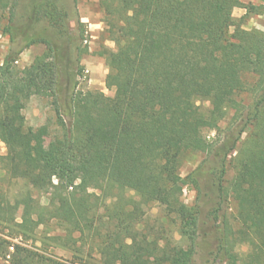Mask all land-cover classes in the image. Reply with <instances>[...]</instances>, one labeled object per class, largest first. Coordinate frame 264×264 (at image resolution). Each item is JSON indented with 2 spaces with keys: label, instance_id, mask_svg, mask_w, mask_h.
Masks as SVG:
<instances>
[{
  "label": "trees",
  "instance_id": "trees-1",
  "mask_svg": "<svg viewBox=\"0 0 264 264\" xmlns=\"http://www.w3.org/2000/svg\"><path fill=\"white\" fill-rule=\"evenodd\" d=\"M19 1L0 0V34L13 46L0 65V172L23 181L26 196L36 191L49 199L46 207L29 206L34 219L18 223L0 186V264H146L151 254L152 264H194L201 232L211 236L214 262L234 260L236 247L245 244L254 264H264V32L242 28L249 15H264V3L98 0L107 40L115 46L102 53L105 87L113 96L87 92L61 102L60 79L76 86L67 60L82 38L81 26L72 32L60 0H33L27 15L19 14ZM233 8L245 11L238 21ZM38 24L45 28L35 30ZM34 45L45 52L16 69L15 58ZM75 50L78 62L85 50ZM195 93L208 102L207 110L196 104ZM243 94L252 97L247 107L236 100ZM32 97L52 100L60 128L39 151L33 141L45 137L46 128L34 132L22 114ZM230 110L233 122L223 140L207 142L203 131H219ZM188 151L206 155L187 176L199 197L213 195L206 225L198 207L181 201L179 169ZM233 154L235 172L226 182ZM77 181L93 192L79 193ZM129 192L161 206L189 248L161 246L136 230ZM50 223L64 235L46 239L71 250L73 261L26 246L29 235Z\"/></svg>",
  "mask_w": 264,
  "mask_h": 264
},
{
  "label": "rangeland",
  "instance_id": "rangeland-1",
  "mask_svg": "<svg viewBox=\"0 0 264 264\" xmlns=\"http://www.w3.org/2000/svg\"><path fill=\"white\" fill-rule=\"evenodd\" d=\"M61 5L67 10L69 14V26L74 34H78L79 25L83 31L82 38L74 43L69 50L67 64L73 76L75 75L76 86L74 90L71 89L73 84L70 78L63 76L60 79L61 94L60 101L63 102L67 97L73 94L76 98L87 92H101L107 97L113 96V90H108L105 87V76L108 73L105 60L102 53L105 50L115 51L114 44L107 40L105 34V26L102 22V13L100 11L98 0H60ZM33 0H20L18 12L22 15H27L32 5ZM264 0H247L245 4L260 5ZM245 11L240 8H233L231 10V17L238 21L244 15ZM45 28L44 24H38L35 30H42ZM242 28L245 30H258L264 32V15H249L245 18ZM232 29H230V32ZM76 46L79 50H85L81 54L77 62ZM13 46L9 43L8 37L0 34V65L3 58L8 54ZM45 52L43 45H34L25 48L13 62V66L21 70L28 67L37 56ZM196 104L205 111L209 108L208 102L203 98L201 93H195ZM241 106L247 107L252 102V97L249 94H243L236 98ZM27 127H30L34 132L40 128H46L47 135L45 137L36 136L33 144L37 151L45 148L50 140L54 139L60 134L58 127L57 114L55 107L50 98L32 97L29 99L22 110ZM234 111L230 110L226 117L218 123L219 131L204 130L203 136L206 141L213 143L223 140L226 135V130L233 122ZM249 134L246 132L242 136L241 141ZM240 141V142H241ZM240 148V145H238ZM5 154L4 144L0 141V156ZM235 154L228 159L226 182H229L234 176V162ZM206 155L201 152L188 151L182 156V162L179 169V176L183 181L182 184V203L190 209L198 207L202 212V218L206 216L208 210L212 206L213 195L208 194L205 197H199L193 185H191L187 176L205 160ZM0 186L6 190L7 197L10 200L11 214L15 221L20 223L24 217L34 219V215L28 211L29 206L38 204L41 207L48 205V194L37 193L36 191H29L30 195L26 196V185L23 181H12L8 179L3 172H0ZM53 179V183H55ZM79 193H92L93 190L81 181L76 184ZM126 197H131L135 205L130 208V217L133 220L135 229L143 231L150 235V238H158L160 245L163 246L165 242L177 249L186 250L189 248V241L183 237L179 231V224H177L171 217L166 216L164 209L156 203H144L139 196L129 192L125 194ZM233 203L228 201L224 209L227 213H232ZM27 212V213H26ZM29 213V214H28ZM206 222V223H205ZM205 225L208 224L204 219ZM60 235L64 233L55 225L50 223L48 226H39L33 234L29 235L26 240V246L35 248L53 258L61 261H73V252L65 247L53 243L46 239V236ZM211 236H204L202 232L196 239V253L194 256V264H242V260L251 257V262H256L255 255L250 252L248 247L243 244L236 247L237 257L228 262L222 263L213 261V245ZM86 250V249H85ZM154 255L151 254L146 264H152Z\"/></svg>",
  "mask_w": 264,
  "mask_h": 264
},
{
  "label": "crops",
  "instance_id": "crops-1",
  "mask_svg": "<svg viewBox=\"0 0 264 264\" xmlns=\"http://www.w3.org/2000/svg\"><path fill=\"white\" fill-rule=\"evenodd\" d=\"M240 1H241L242 3H244V4L247 3V0H240Z\"/></svg>",
  "mask_w": 264,
  "mask_h": 264
}]
</instances>
